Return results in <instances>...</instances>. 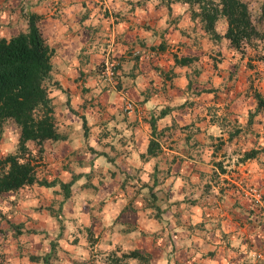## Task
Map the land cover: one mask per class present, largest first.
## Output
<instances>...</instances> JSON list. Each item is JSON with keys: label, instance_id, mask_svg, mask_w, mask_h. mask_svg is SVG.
<instances>
[{"label": "crops", "instance_id": "crops-1", "mask_svg": "<svg viewBox=\"0 0 264 264\" xmlns=\"http://www.w3.org/2000/svg\"><path fill=\"white\" fill-rule=\"evenodd\" d=\"M32 13L54 49L60 137L36 175L56 183L30 186L51 191L47 203L29 186L0 195L4 264H109L133 250L147 264H264L262 64L241 65L181 0H0V37Z\"/></svg>", "mask_w": 264, "mask_h": 264}, {"label": "trees", "instance_id": "trees-1", "mask_svg": "<svg viewBox=\"0 0 264 264\" xmlns=\"http://www.w3.org/2000/svg\"><path fill=\"white\" fill-rule=\"evenodd\" d=\"M191 5L194 13L200 16L203 28L217 40L225 38L228 46L245 56V47L253 44L264 35L261 20H264V2L259 15L252 14L246 0H181ZM194 3L198 5L194 6ZM198 8V11H195ZM223 18L225 31L220 36L216 23ZM256 20H255V19ZM40 16L29 14L28 28L25 32H17L10 37H0V134L1 121L11 118L20 129L19 150L16 155L0 158V195L14 192L30 185L51 187L55 180L39 179L35 171V163L30 154L27 142H32L41 153L44 143L57 140L56 126L51 106L49 81L51 78V58L54 49L45 41L38 24ZM191 57L178 60L189 63ZM258 105L263 100L256 94ZM152 132L154 125L152 123ZM158 142L151 138L148 143V154H153ZM70 183L62 184L64 198L69 196ZM150 190L151 205L157 196L152 187ZM154 213L161 212L154 206ZM47 258V256L45 257ZM134 258L138 264H147L149 256L138 250L128 253L113 252L108 256L109 264H127L126 259ZM0 264L4 262L0 259Z\"/></svg>", "mask_w": 264, "mask_h": 264}, {"label": "rangeland", "instance_id": "rangeland-1", "mask_svg": "<svg viewBox=\"0 0 264 264\" xmlns=\"http://www.w3.org/2000/svg\"><path fill=\"white\" fill-rule=\"evenodd\" d=\"M246 1H248V4H249V7L252 11L253 16L255 17V15H259V11L261 9V5L264 2V0H246ZM194 6L197 7L198 5H196V3H194ZM197 11H198V8H197ZM222 22H223V18L221 20H219L216 23V25H219ZM261 22H262L261 23L262 28L264 30V20H261ZM205 48H206V46H205ZM205 48H204V52L206 51ZM231 50L232 51H230V53L234 52L235 54H237V58L239 59V61H243L242 63L240 62L241 65L242 64L244 65V63H245L246 66L250 67V69L251 68L256 69L255 70L256 74L258 73V69H259V67H261L260 66L261 64H262V67L264 68V35L261 38L257 39L250 46L245 47L244 58H242L240 56V54H241L240 51L235 50L233 48H231ZM207 54H209V53L206 52L204 54V57H207L206 56ZM219 69L221 71H223L222 68L219 67ZM242 77H240V75L238 74V81L239 82L244 81L245 78H242ZM254 84L258 85V82H255ZM49 95H50V93H49ZM19 136H20V129L18 128V126L14 123V121L11 118H5L1 121L0 158H5L7 155H10V154L16 155V154L20 153ZM27 146H28L30 154L33 158L32 162L35 163V171L44 170L45 169L44 166H46L47 163H44V160L40 156V153L37 152V147H34V144L32 142H27ZM42 165H43V167H42ZM37 187H40V186H33V187H30V189L38 190ZM25 190H26V196L25 197L31 199V198H35V196H38L45 203H47V201L49 200V197L51 196V191L49 193V192H46V190L42 189V188H40L38 190V192H36L35 190L34 191H28L29 189H25ZM65 247L69 248V246H65ZM52 253H50V256H52ZM46 256H44V259ZM105 261H107V260L105 259Z\"/></svg>", "mask_w": 264, "mask_h": 264}, {"label": "built area", "instance_id": "built-area-1", "mask_svg": "<svg viewBox=\"0 0 264 264\" xmlns=\"http://www.w3.org/2000/svg\"><path fill=\"white\" fill-rule=\"evenodd\" d=\"M115 72V66L113 64H107L106 65V73L111 77L114 75ZM124 109L127 112H133L138 110L136 104L132 100H126L124 103Z\"/></svg>", "mask_w": 264, "mask_h": 264}]
</instances>
